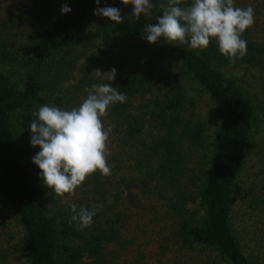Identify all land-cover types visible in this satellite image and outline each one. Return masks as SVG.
<instances>
[{"label": "trees", "instance_id": "obj_1", "mask_svg": "<svg viewBox=\"0 0 264 264\" xmlns=\"http://www.w3.org/2000/svg\"><path fill=\"white\" fill-rule=\"evenodd\" d=\"M34 1L14 0L10 17H0V65L8 68L0 70V194L24 231L26 264H113L110 245L124 251L134 243L124 235L132 217L125 206L118 209L124 202L142 206L148 214L160 208L148 219L152 250L146 247L158 264L161 258L162 264H264V220L241 227L247 213H239L238 203L241 175L264 132V106L220 70L255 68L264 95V41L248 28L241 37L247 41L246 55L230 63L215 40L203 50L167 44L163 38L148 43L143 29L156 23L159 7L151 17L135 20L129 18L133 5L124 6L122 0H100L99 5L96 0H59L43 24H27L21 33L26 44L20 45L13 32L31 18ZM151 2L158 5L160 0ZM64 4L71 12L61 14ZM106 6L119 8L124 22L88 26L94 10ZM124 40L136 42L127 53L118 49ZM169 64L221 111L207 166L200 173V158L194 156L206 144L205 121L193 113L184 84L172 79L164 83ZM97 68L102 74L115 68V80L92 74ZM102 83L118 88L127 99L111 105L102 118L105 129L112 128L107 142L111 174L97 171L72 193L77 208L98 209L93 224L81 229L69 222L71 205L63 220L51 214V206L60 207V197L38 186L40 169L32 162L34 151L28 150L30 122L44 104L78 107L87 96L84 89ZM257 159L261 185L255 191L252 182L241 198L250 212H264V147Z\"/></svg>", "mask_w": 264, "mask_h": 264}, {"label": "clouds", "instance_id": "obj_2", "mask_svg": "<svg viewBox=\"0 0 264 264\" xmlns=\"http://www.w3.org/2000/svg\"><path fill=\"white\" fill-rule=\"evenodd\" d=\"M99 5L100 0H96ZM124 6L133 5L129 18L139 20L141 16L151 17L155 7L161 9L155 17L156 23H148L143 29V39L156 44L163 38L167 44H178L191 49H206L215 40L219 52L234 62L247 52V41L242 34L254 24V8L234 6V0H160L155 5L151 0H122ZM71 12L64 4L61 14ZM94 15L108 18L115 24L124 22L121 11L116 7H98ZM92 74L114 81L117 70L106 73L93 69ZM23 90V89H21ZM85 99L78 107L63 110L58 106L44 104L33 112L30 122L33 147L39 151L32 162L40 169V178L47 189L58 197L74 193L90 175L97 171L107 177L111 167L107 162L108 140L111 126L105 129L102 118L109 107L124 103L126 95L109 83L86 87ZM70 223L76 222L81 229L93 224L98 209L72 204Z\"/></svg>", "mask_w": 264, "mask_h": 264}, {"label": "rangeland", "instance_id": "obj_3", "mask_svg": "<svg viewBox=\"0 0 264 264\" xmlns=\"http://www.w3.org/2000/svg\"><path fill=\"white\" fill-rule=\"evenodd\" d=\"M13 1L14 0H4V3L0 5V17L2 19H8L11 13L14 11V7L12 5ZM58 1L59 0L34 1V13L28 21L22 20L20 27H15L13 33H18L19 35L14 36V41L20 42V45L26 44L24 43V39L21 40L23 38L22 35H24L21 33H26L24 32L26 31L24 28H28L27 24L34 27H38V25L43 24L44 21L48 19L47 17L51 14L49 12L54 10L55 4ZM234 6L240 8L252 6L254 8L255 22L250 27V29L258 40L264 41V0H234ZM109 21L110 20L108 18L98 17L93 13L89 17L88 26H96ZM86 30L87 28L84 29L83 33H85ZM135 43L136 42L133 40H124L122 41L123 51L121 47H118V49L123 53H127L129 50L135 47ZM103 61L106 63L108 60L103 59ZM166 69H168V74L163 70L161 72L163 75L167 74L164 83H167L170 79H172L171 82H176L178 80L179 84H184L185 88L187 89V94L192 98L193 101L192 106H190L193 113L196 114L198 119H203L205 121L204 127L207 135L206 144L202 148H199L195 151V156L193 155L196 159L198 157L200 158L199 167H197L198 169L196 168V170H198L197 172L200 173L202 168L205 169L207 166L210 157V143L220 123L221 111L219 110L218 103L214 102L210 97L201 92V90L192 82H188L186 79L178 75V69L174 68L173 65L170 67L169 64ZM0 70L8 71V68H4L0 65ZM220 70L225 75L231 77L235 82L239 83L244 88V90L247 91V94L250 95V98L254 103L257 104L259 102L261 106H264V95L261 93L258 85L259 73L255 68L239 66L235 67V69L221 68ZM175 75L177 77H175ZM164 88L166 89V87ZM15 131H17V129ZM257 138H259L261 141H264V132L262 131L257 136ZM18 141L20 146L24 144L23 139L18 138ZM261 141H258V143L256 142L257 144L255 143L253 145L252 151L248 156L247 165L240 179L238 190V203L240 205L239 213H247L243 218H241L243 221L240 223L241 227H251L252 225H255L259 219L261 221L264 220V212L260 211L259 208L250 212L247 207V209H245L244 206H242L244 203L241 205V198L245 196V191L251 185V183H255V191L258 190L261 185L260 180L263 177V173L260 174L259 171L261 160L257 159V152L261 151L264 147V145H259ZM30 147L35 152H32L34 155L40 150L38 146L33 147L31 144H29L28 150L31 149ZM120 173L121 172H117L118 176L116 175V177H119ZM38 186L41 188L44 187L41 178L38 179ZM73 197L74 195H72V193L65 194L64 197H60V207H57L56 205L51 206V214L55 213V215L61 220L65 219V210L68 208V205H72L74 203ZM192 205L193 204H191V206ZM123 206L126 208H123ZM118 207V209L123 208L124 212L128 213V215L132 213V217L129 218L128 222L125 224L124 235L126 238H131L134 243L130 244L124 251L118 249V247L115 245H110L109 251L113 259H115L113 264H158L157 260H150V254L148 253L152 250L151 244L148 243H151L153 238L150 236V231H152V229L149 227L151 221H148V219L154 217L155 214L157 215L160 208L156 207L153 213L150 211V214H148L147 210H142V206L136 207L129 202H124ZM125 220L126 218L124 221ZM261 227L264 229V225ZM23 246L24 231L13 211L5 203L3 197L0 194V264H26ZM146 247L149 249V251H147L148 249H146ZM260 250L262 251V256H264V249L261 248ZM87 261H89V259ZM161 261L163 262L162 258ZM161 261L159 260V264H162Z\"/></svg>", "mask_w": 264, "mask_h": 264}]
</instances>
